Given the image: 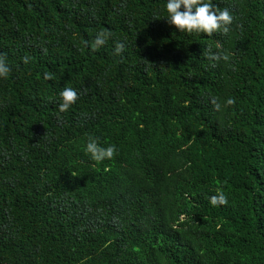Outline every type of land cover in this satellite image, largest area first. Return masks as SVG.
I'll list each match as a JSON object with an SVG mask.
<instances>
[{
    "label": "trees",
    "instance_id": "16d2710c",
    "mask_svg": "<svg viewBox=\"0 0 264 264\" xmlns=\"http://www.w3.org/2000/svg\"><path fill=\"white\" fill-rule=\"evenodd\" d=\"M164 3L0 0V264H264V0L211 36Z\"/></svg>",
    "mask_w": 264,
    "mask_h": 264
},
{
    "label": "clouds",
    "instance_id": "9594fccd",
    "mask_svg": "<svg viewBox=\"0 0 264 264\" xmlns=\"http://www.w3.org/2000/svg\"><path fill=\"white\" fill-rule=\"evenodd\" d=\"M165 18L169 25L175 27L180 33L187 35L205 34L208 36L214 33H228L229 26L233 22V16L227 9L217 10L212 0H165L163 7ZM105 33H97L92 48L99 47L105 43ZM124 50V44L116 42L114 51L120 54ZM213 60L229 59L228 54L220 52L212 54ZM24 63L28 62V57H23ZM9 66L5 62V57L0 54V79L7 78L9 74ZM45 80L50 79L48 73H44ZM60 102L58 104V111L60 113L67 112L77 101L78 92L72 87H64L59 92ZM233 100L228 98L225 105L233 104ZM214 107L219 110L220 104L213 101ZM84 152L89 156L91 161L101 163L106 160H111L116 152L115 146L109 144L107 146L101 145L96 138L89 137L84 146ZM226 197L223 193L218 192L217 195L209 197V203L213 206L217 204H225Z\"/></svg>",
    "mask_w": 264,
    "mask_h": 264
}]
</instances>
